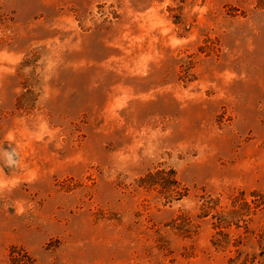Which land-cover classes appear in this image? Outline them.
Segmentation results:
<instances>
[{"label": "rangeland", "instance_id": "rangeland-1", "mask_svg": "<svg viewBox=\"0 0 264 264\" xmlns=\"http://www.w3.org/2000/svg\"><path fill=\"white\" fill-rule=\"evenodd\" d=\"M238 253L264 264V0H0V264Z\"/></svg>", "mask_w": 264, "mask_h": 264}, {"label": "trees", "instance_id": "trees-1", "mask_svg": "<svg viewBox=\"0 0 264 264\" xmlns=\"http://www.w3.org/2000/svg\"><path fill=\"white\" fill-rule=\"evenodd\" d=\"M252 196L256 197L257 195L256 193H252ZM255 202H258V199L254 200V203L252 201V204H254L253 209H257L258 206H260ZM251 209L252 208L250 207L249 203L245 201V199L236 198L232 204V209L230 211L224 213V215H217L215 217V219L217 220L216 227L220 229H226L231 225L239 227L238 223L240 221L246 222V220H244L243 218L250 215V213L252 212ZM217 235L219 237H222V239L220 240L214 237V240L212 242L214 246L223 247L229 245L227 235H224L221 231ZM259 238H263V235L261 233L259 234ZM236 242L239 243V241H235L234 243ZM240 255L241 254L238 253V256L236 258L228 259L227 264H245L240 260Z\"/></svg>", "mask_w": 264, "mask_h": 264}]
</instances>
